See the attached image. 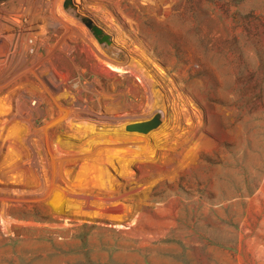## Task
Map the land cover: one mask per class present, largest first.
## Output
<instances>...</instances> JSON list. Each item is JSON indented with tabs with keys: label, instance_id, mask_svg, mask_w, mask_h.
Here are the masks:
<instances>
[{
	"label": "rangeland",
	"instance_id": "obj_1",
	"mask_svg": "<svg viewBox=\"0 0 264 264\" xmlns=\"http://www.w3.org/2000/svg\"><path fill=\"white\" fill-rule=\"evenodd\" d=\"M66 1L0 0V264H264V0Z\"/></svg>",
	"mask_w": 264,
	"mask_h": 264
},
{
	"label": "water",
	"instance_id": "obj_2",
	"mask_svg": "<svg viewBox=\"0 0 264 264\" xmlns=\"http://www.w3.org/2000/svg\"><path fill=\"white\" fill-rule=\"evenodd\" d=\"M69 5L73 6L71 0L66 1L65 7L67 8ZM83 21L100 42L103 41L109 42V37L104 34L102 29L94 25L91 20L83 19ZM161 123H162V115L161 113H157L152 119L148 121L137 122L127 125L126 131L140 133V134H148L151 131L157 129L161 125Z\"/></svg>",
	"mask_w": 264,
	"mask_h": 264
},
{
	"label": "bare ground",
	"instance_id": "obj_3",
	"mask_svg": "<svg viewBox=\"0 0 264 264\" xmlns=\"http://www.w3.org/2000/svg\"><path fill=\"white\" fill-rule=\"evenodd\" d=\"M6 15V14H5ZM9 16H7L6 18H8ZM13 21V23H16V25L20 26L21 25V21H20V16L18 14L17 15H14L13 17H10ZM22 28V25L20 26ZM25 28V32H28V33H32L33 31H36L37 29V26H34V25H29L27 27H24ZM80 182V181H78ZM82 183V181H81Z\"/></svg>",
	"mask_w": 264,
	"mask_h": 264
}]
</instances>
